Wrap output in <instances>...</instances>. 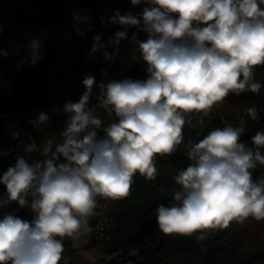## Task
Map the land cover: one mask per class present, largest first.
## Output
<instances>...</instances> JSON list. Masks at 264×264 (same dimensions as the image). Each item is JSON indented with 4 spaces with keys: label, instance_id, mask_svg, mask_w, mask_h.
I'll list each match as a JSON object with an SVG mask.
<instances>
[{
    "label": "clouds",
    "instance_id": "1",
    "mask_svg": "<svg viewBox=\"0 0 264 264\" xmlns=\"http://www.w3.org/2000/svg\"><path fill=\"white\" fill-rule=\"evenodd\" d=\"M130 2L145 7L137 14L116 10L109 23L123 30L106 44L102 34L95 35L88 58L94 60L93 54L103 50L105 62L112 63L120 41L135 28L147 36L139 40L133 33L130 40L146 65L147 79L97 84L88 74L79 100L53 109L67 117L60 142L54 145L48 139L41 151L30 138L25 155L39 152L40 157L29 163L18 156L0 176L6 189L0 208L14 202L33 213L30 222L12 213L0 219V264H59L64 238L77 239L91 231L89 217L95 214L98 197L128 196L137 174L156 179V157L177 151L192 115L206 116L230 94L260 92L254 69L264 65V0ZM41 45V39L31 40L29 55L16 67L35 66ZM7 55L0 50V56ZM94 86L97 103L90 107ZM97 109L114 117L103 135L98 132L102 120ZM49 119L40 112L32 123L46 125ZM243 131L228 125L185 145L191 163L174 177L178 189L171 205L156 209L164 235L197 234L202 241L232 222L264 220V176L253 179V170L264 166V131L251 138L253 147L240 141Z\"/></svg>",
    "mask_w": 264,
    "mask_h": 264
},
{
    "label": "trees",
    "instance_id": "2",
    "mask_svg": "<svg viewBox=\"0 0 264 264\" xmlns=\"http://www.w3.org/2000/svg\"><path fill=\"white\" fill-rule=\"evenodd\" d=\"M89 2L90 0H0V42L14 44L7 57L0 56V71H5L11 84L8 96L0 93L1 114L31 112L43 108L52 100L46 98L47 87L49 81L57 75L55 68L59 63V50L65 44L56 31L68 28L73 13L88 8ZM109 9L112 16L116 10L124 15L130 12L131 2L109 0ZM86 26L88 27H81L71 35L67 42L68 45L84 42L89 50L86 53L80 52L72 65L74 88L72 91L59 93L62 97L72 102L78 101L85 91L82 80L88 74L95 77L97 84L101 80L147 79L146 65L130 42L133 33H137L139 40L147 39L145 33L129 28L128 37L119 43L115 60L106 63L103 50L93 54L94 60L88 58L93 37L102 34V42L106 44L115 32L123 29L120 25L111 23L107 28L100 29L92 18L87 21ZM93 27L96 29L90 34ZM37 38L42 40L41 59L35 66L23 63L18 69L16 65L29 55L27 45ZM106 50L111 54L113 47L109 46ZM102 71L107 72V77L101 75ZM254 73L255 81L261 84L260 92H244L239 96L230 94L224 101L214 105L208 116L192 115V124L184 126V140L177 151L170 156L156 157L157 176L154 181L137 174L128 196L116 200L97 198V203L104 205L102 216L105 224L100 234L107 243L122 252L136 250L139 264H264V220L249 218L243 224L232 222L228 228L217 230L201 241L196 238L197 234L164 235L158 228L156 214L158 205H171L173 190L178 189L174 177L191 163L185 148L189 140L197 143L210 131L231 125L243 128L240 141L253 147L251 138L257 131H264V65L257 66ZM93 92L90 107L97 103L95 86ZM250 109L255 111L254 116L248 114ZM97 114L102 120L98 132L103 135V128L114 117H108L102 109H97ZM201 118L203 123L198 124L197 120ZM14 134H8L5 121L0 117V176L15 164L18 156H25L29 163L40 157L39 152L25 155V146L30 138L35 140L41 151L43 149L44 143L37 134H19L13 139ZM260 151L264 153V148ZM260 176H264V166L258 165L253 170V179ZM0 197H6L4 185H0ZM16 206L25 221L33 219L29 208ZM90 221L91 224L96 222L94 219ZM63 244L59 264H63L64 258L75 255L69 238H64Z\"/></svg>",
    "mask_w": 264,
    "mask_h": 264
},
{
    "label": "rangeland",
    "instance_id": "3",
    "mask_svg": "<svg viewBox=\"0 0 264 264\" xmlns=\"http://www.w3.org/2000/svg\"><path fill=\"white\" fill-rule=\"evenodd\" d=\"M145 5L141 4L133 7L131 5L130 12L132 14L139 13ZM112 13L109 9V0H90L89 6L86 9H79L73 13L70 26L66 29L56 31L61 41L64 42L59 50V63L56 65L55 72L57 75L48 83L47 99H52L41 109H35L26 113H11L4 119L6 129L9 135L14 133L31 135L37 134L40 141L45 143L46 140L52 139L54 145L61 140L60 133L62 132L67 117L63 114L53 111L60 110L66 101V97H62L63 91H72L74 88L75 75L72 70V65L77 61L80 52L86 53L89 48L84 42L78 44H67L69 38L74 33L78 32L81 27H88L87 21L91 18L96 22V27L100 29L107 28L109 18ZM104 18V23L101 24V18ZM91 28L90 34L96 29ZM77 46V48H76ZM14 44L0 42V50H6L8 53L13 49ZM82 48V51L79 49ZM212 110V109H211ZM40 112H45L50 119L46 125H36L32 123L36 120ZM216 113V111L213 110ZM104 205L97 203L95 214L89 218V226L91 231L82 234L77 239L69 238L71 245L75 251L74 257H66L62 260L63 264H139L138 252L134 249H129L126 252L120 251L112 244L107 243L101 236L100 232L105 224L103 218ZM95 220V224L90 220Z\"/></svg>",
    "mask_w": 264,
    "mask_h": 264
},
{
    "label": "built area",
    "instance_id": "4",
    "mask_svg": "<svg viewBox=\"0 0 264 264\" xmlns=\"http://www.w3.org/2000/svg\"><path fill=\"white\" fill-rule=\"evenodd\" d=\"M10 90H11V84H10V81L8 80V78L6 76L5 71H0V93L5 95V96H8L10 94ZM248 114L250 116H254L255 111L253 109H250V110H248ZM7 115H8L7 113H4V114L0 113V117L3 119H6ZM208 115H209V113L206 116H208ZM7 213L15 214L17 217L24 220L23 217L19 214L18 208L14 202L7 205L6 207L0 208V219H2L3 216Z\"/></svg>",
    "mask_w": 264,
    "mask_h": 264
}]
</instances>
